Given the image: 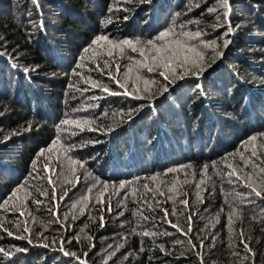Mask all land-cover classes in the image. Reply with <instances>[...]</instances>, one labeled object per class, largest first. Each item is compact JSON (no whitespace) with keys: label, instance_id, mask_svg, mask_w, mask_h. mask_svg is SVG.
<instances>
[{"label":"trees","instance_id":"16d2710c","mask_svg":"<svg viewBox=\"0 0 264 264\" xmlns=\"http://www.w3.org/2000/svg\"><path fill=\"white\" fill-rule=\"evenodd\" d=\"M209 1L0 0V264H264V0H227L217 24L236 30L203 37ZM240 4L258 43L238 37ZM99 37L140 41L148 63L131 49L109 55ZM148 40L180 41L203 59L168 79L147 71L135 87L125 76L151 65ZM86 65L87 92L75 83ZM77 101L97 105L100 121L58 144L61 120L83 118ZM54 144L76 165L74 181L57 159L33 180ZM249 174L260 196L245 186ZM23 187L26 200L5 205Z\"/></svg>","mask_w":264,"mask_h":264},{"label":"rangeland","instance_id":"374dc122","mask_svg":"<svg viewBox=\"0 0 264 264\" xmlns=\"http://www.w3.org/2000/svg\"><path fill=\"white\" fill-rule=\"evenodd\" d=\"M201 1H206V0H199V1L195 0V3L196 4H194L192 6L195 7V5H198L196 7H200L201 8V5H202V2ZM207 8L208 9L204 11L205 13H208L207 14V23L206 24H202L201 26H198L199 27V30L198 31H199L200 34H202L203 37L213 35V33H215L216 31L221 34L222 29H223L224 26L226 28H232V29L236 30V26H235L236 24H231V25H228V26H227V23H223V24L221 23V26H219V24H217L220 21V18L223 19L225 17L226 10H228V7L226 9V5H225V3H224L223 0H210L209 1V7H207ZM191 10H192L191 12L195 11L193 9H191ZM251 10L252 9L249 7V5L244 7L242 4H240L239 6H236L234 8V12H237V14H238V16H236V19L237 20H240V22H241V24L238 25V27H240L239 28V31H237L238 37L241 38L242 42H243V39L242 38H244V36L245 37H248V38H244L245 40H247V44L248 43H250V44L256 43L258 41V38H256L255 34L252 31L250 33L248 31V30H254L255 29V26H256V22L251 19V17H252V11ZM216 24L218 26H216ZM194 25H195L194 27L197 26L196 24H194ZM196 37H198V36L196 35ZM125 40H127V39H125ZM109 41H111L112 43H109ZM122 41H117V40L114 41V40H111V39L100 40V45H102V47L103 46L106 47L107 49L109 48L110 52L111 53H114L116 55L117 53H115V52H117V51L118 52H121V50L119 48L113 47V44H116V43H119V42H122ZM199 42H201V41H199ZM136 47L138 49H140V46H136ZM127 49H130V48H128V47L125 46L123 52H121V53L124 54V52ZM96 50L99 51L98 49H94V48L92 50H89L88 56L86 57V59L89 60L92 57V52H95ZM130 53L131 52H129L128 54H130ZM132 56H135V55H132ZM67 61L66 60H63L64 63H66ZM148 61H149V58H145V61L144 62H147L148 63ZM261 61H263V58H261ZM147 71H148L147 68H145V70L144 69H136L135 74H131L129 76H125V79L126 80H129V84H133V86H135V87H136V83H138V82H139V84L137 85V87H143L140 82H143L144 80H146V78H147V75L146 74H148V72H149V71L148 72ZM81 73H82L81 76H79V78L75 79V83H76V85H80L82 87L83 91H86L87 92L89 90L88 89L89 88L88 87V80L87 79H84L87 75H88V78H89V73L90 72L88 71L87 65L84 66V68H82ZM137 77H139V79ZM251 77H253V76H251ZM95 79H97L98 81L104 80L103 76H99L98 78H95ZM107 79H109V77H107ZM220 80H221V78H220ZM90 82H92V81L90 80ZM111 84H112V82H111ZM113 85H117L118 88L120 89L119 84L116 83V80H114ZM37 86H41V85L37 83ZM89 86L91 88L90 92L91 91L92 92L95 91V89L93 88V86L91 84H89ZM128 88L129 87L127 86V89ZM75 89H76V87L74 88V90ZM120 90L121 91H119V92H121V93L126 92V89L125 88H123V90L122 89H120ZM79 92L80 91H78V93ZM128 94H129V96H131V95L133 96V93L132 94L131 93H128ZM135 94H137V93H135ZM96 95H99V94L98 93L97 94H94L93 93V96L92 97H96ZM91 99L94 100V98H91ZM69 100L70 99H68V101ZM139 100H140V98H139ZM74 104H75L76 111H78V110H84V109L87 110L88 109V106H89L88 104L86 106L83 105V104H81L80 101H77V103H74ZM96 107H97V105H96ZM96 107L93 105V111H91V112H89V111L87 112L86 110H84L83 118L81 119V121L75 122V120H74V119H79V117H81L82 114L80 112H75L74 114H71L70 113V114H68L66 116V118L62 119L61 120V123H63V125H61L60 128L58 127L57 128V132L55 133V134H57V139H56V141H58L57 143L58 144L61 143V141L59 140V138L62 139V140L65 139L64 133H69V134H71L73 132L76 133L77 132V129L83 128V127L84 128L92 127V129H95L96 128V124H98L99 121H100V120H97V118L99 116V113L96 112V110H97ZM263 112H264V107H263ZM99 118H101V117H99ZM64 121H69V123L65 124ZM58 122L59 121H57V124H59ZM74 122H75V126L73 127V125L71 126V124L72 123L74 124ZM56 126H59V125H56ZM74 134H72V136H75ZM58 144L52 145L47 152L45 151L46 154H45L44 159L46 160V162L43 165L41 164L40 168H38V169H35L34 168V174H35V177L33 178L34 181H36V179H35L36 177L38 178L40 176L39 175V172H41V173H44V172L52 173L53 172L52 170H53L54 167H51V164L54 165L56 163L55 162L56 159L59 160V161H61L62 163H67L68 164L69 167L68 168L65 167L66 168L65 175L67 177V180L69 179V177H71L73 179V176H69V175L71 173V169L72 170H75L76 169V165H72L73 162L71 160H69V159L66 160L63 157H62V159L59 157L58 151H59V148L61 147V145H58ZM53 158H54V161L52 160ZM189 174L190 173H187V172H184L182 175L181 174H178L175 177V179L176 180H181V178H184L185 176L188 177ZM73 181H74V179H73ZM68 183H69V185L67 183H65L67 187H64V188L66 190L71 185V182H68ZM106 188H107V186L106 187H103V188L100 187L97 190V191H100V192H98V196L99 197L100 196H103V194L106 192ZM66 190H63L60 193L61 198H62L63 193H65ZM29 191H30V188H27V187L20 188L17 192H15L16 195L14 197H12V198H9L7 200V203L5 204V202H4V204L5 205H9L11 203H16V205H17V204L21 203L22 201L26 200V197L29 195ZM79 192L82 193L81 191H79ZM98 200H101V199L98 198ZM4 204L2 206H4ZM35 204L37 206H40V203H36V201H35ZM5 207L6 206H4V208Z\"/></svg>","mask_w":264,"mask_h":264},{"label":"snow or ice","instance_id":"6c2138e0","mask_svg":"<svg viewBox=\"0 0 264 264\" xmlns=\"http://www.w3.org/2000/svg\"><path fill=\"white\" fill-rule=\"evenodd\" d=\"M225 5H227V0H224ZM170 35V30L166 31V32H162L157 38L156 41H166V38ZM187 35V34H185ZM195 35H199V33H196ZM98 40H107L106 37H99ZM156 41L154 40H148L146 43L147 45L150 46V51L154 52V55L151 56V65L141 62L142 66L147 68V70L149 72L155 71L157 68H163L164 71H161L159 74L161 76H163L165 79H168V75L171 74L173 76H175L177 73L175 71V66L180 65V66H184L187 64H192V65H196L197 64V59H203L201 53L197 50H195L194 48L191 47H187L185 49V45L181 44L180 41H176L175 42V47H169L167 43H162L159 46L157 45ZM97 41H93V43H96ZM109 43H112L111 41H109ZM227 43V42H226ZM140 44V41H129V40H124L122 42L113 44V47L119 48L121 50V52H123L124 47H128L130 48L133 52H139V55L142 57H146L147 58V52L145 49L140 48L138 49L136 47V45ZM208 46V45H206ZM87 51V49L85 50ZM188 52H191L193 55L189 56L187 55ZM109 55H112L111 52H109ZM105 67H107V64L105 65ZM129 72H131V69L128 70ZM116 72L119 73L120 72V66L117 65L116 66ZM139 79V77H137ZM182 78V76H181ZM109 79H113V77L111 75H109ZM116 83L119 84L120 87L125 88L126 92H127V87L124 83H122L120 80H116ZM93 87H99L100 85L98 84H93ZM103 91H109V89L105 86L102 89ZM147 90V89H146ZM166 90V89H165ZM115 94V93H112ZM134 98H140V97H134ZM65 124L69 123V121H64ZM255 140L256 137H252L250 139V142L253 144V149H255ZM252 156L253 157H257L258 153L253 150L252 152ZM242 161H243V157H242ZM229 167H231V165H229ZM47 170V169H46ZM169 171H175V170H169ZM238 170L237 169H233L232 172L229 173L230 176H235L236 179H240V176L237 174ZM261 172L264 173V168L261 169ZM155 179V178H153ZM252 180V176L251 174H249L248 177V183H246L245 186L250 187L252 192L255 193L256 196H260L261 192L260 190H258L256 187H254L251 183ZM51 178L49 177V183H51ZM121 187H124L123 185H121ZM147 187V186H146ZM171 191V189H170ZM16 193H13V196H15ZM42 195H47V193H42ZM36 203H41L40 201H36ZM182 203L187 204L186 201H182ZM166 212V216H167V210H165ZM190 219V218H189ZM173 227H177L176 225H173ZM12 233L9 232V235H11ZM147 235V233H145ZM20 238V237H18ZM0 251H3L2 249H0ZM6 256L8 255L7 252L4 253ZM65 255H69V253H65Z\"/></svg>","mask_w":264,"mask_h":264}]
</instances>
